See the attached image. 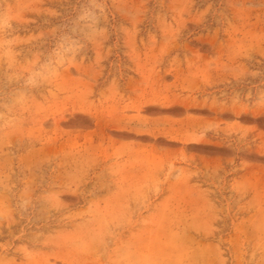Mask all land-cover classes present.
Listing matches in <instances>:
<instances>
[{"label": "rangeland", "instance_id": "1", "mask_svg": "<svg viewBox=\"0 0 264 264\" xmlns=\"http://www.w3.org/2000/svg\"><path fill=\"white\" fill-rule=\"evenodd\" d=\"M0 264H264V0H0Z\"/></svg>", "mask_w": 264, "mask_h": 264}]
</instances>
